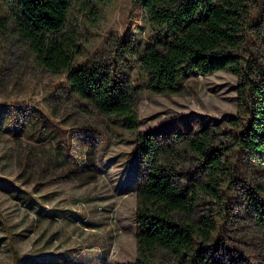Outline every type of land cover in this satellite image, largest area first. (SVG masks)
I'll list each match as a JSON object with an SVG mask.
<instances>
[{
  "label": "trees",
  "instance_id": "1",
  "mask_svg": "<svg viewBox=\"0 0 264 264\" xmlns=\"http://www.w3.org/2000/svg\"><path fill=\"white\" fill-rule=\"evenodd\" d=\"M0 1L5 6L1 33L21 41L40 71L67 73L69 98L80 103V111L138 132L137 87L100 64L75 67L84 47L73 10L94 13L103 0ZM136 2L155 31L136 51L140 77L151 91L174 95L188 72L227 71L238 78V113L223 131L205 127L168 140L137 134L145 166L136 190L137 256L118 264H237L227 247L241 224L233 218V207L243 208L264 230V0ZM252 35L261 47L250 45ZM96 136H78L84 148L64 159H74L76 166L62 178L96 179ZM238 160L251 164L256 181L241 178Z\"/></svg>",
  "mask_w": 264,
  "mask_h": 264
},
{
  "label": "rangeland",
  "instance_id": "2",
  "mask_svg": "<svg viewBox=\"0 0 264 264\" xmlns=\"http://www.w3.org/2000/svg\"><path fill=\"white\" fill-rule=\"evenodd\" d=\"M4 11L0 1V14ZM72 22L84 47L75 67L100 64L137 87L138 132L80 111V103L69 98L67 73L40 71L25 45L0 31V264L134 261L136 190L145 170L137 134L168 140L205 127L223 131L238 113V78L227 71L188 72L174 95L151 91L140 77L136 51L155 31L136 0H103L94 13L73 10ZM261 42L252 35L251 46ZM82 135H99L96 179L62 178L76 166L74 159H64L84 148ZM238 161L241 178L256 181L251 164ZM233 209L241 224L227 243L232 256L237 264H264L263 228L243 208Z\"/></svg>",
  "mask_w": 264,
  "mask_h": 264
}]
</instances>
